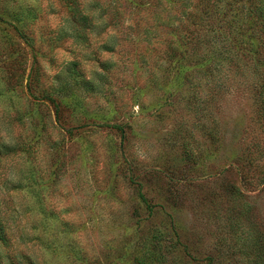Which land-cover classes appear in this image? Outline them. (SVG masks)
<instances>
[{
    "label": "rangeland",
    "instance_id": "obj_1",
    "mask_svg": "<svg viewBox=\"0 0 264 264\" xmlns=\"http://www.w3.org/2000/svg\"><path fill=\"white\" fill-rule=\"evenodd\" d=\"M181 7L179 0H0V207L10 215V243L0 251L8 257L257 259L253 223L264 230V186L253 179L264 177V125L253 112L252 77L227 82L213 139L209 80L182 59L187 41L203 32L183 20ZM229 188L241 196L226 197ZM244 207L242 226L232 229Z\"/></svg>",
    "mask_w": 264,
    "mask_h": 264
},
{
    "label": "trees",
    "instance_id": "obj_2",
    "mask_svg": "<svg viewBox=\"0 0 264 264\" xmlns=\"http://www.w3.org/2000/svg\"><path fill=\"white\" fill-rule=\"evenodd\" d=\"M179 1L183 6L181 7L183 20H194L198 27L201 26L199 30L201 29L203 32L199 35L197 33L198 38L187 41L190 44V52L185 54L182 59L188 63H194L199 77L203 74L201 78L209 80V98L211 101L209 105H212V115L214 116L213 129L210 135L213 139L217 137L216 106L220 96L225 91V87L229 86V81L233 82L243 78L249 80L250 76L252 80L247 82L253 102V112L255 119L264 125V52H262L264 51V0H247L244 3L231 0V2H235L231 5H226V0ZM119 17V13L116 12L115 18ZM160 29L158 27L157 31L159 32ZM172 44L173 42L167 46L170 49H176ZM209 48L210 50H207ZM258 48L262 51L259 52ZM244 57L249 58L250 62L246 61ZM206 65L210 67L208 72L204 70ZM245 176L241 177L243 181L248 180ZM253 180L256 185L264 186V177ZM237 195L241 196L239 189L229 188L226 197L235 199L238 197ZM247 212V209L240 210L237 220L231 221L230 227L232 229L240 228L242 226L240 222ZM9 216V212L0 207L1 248L2 246L8 247L10 243L6 238V222L10 219ZM253 225L256 226L257 233L256 238H254L257 259L248 264H264V230L255 223ZM243 239L247 243L246 236ZM5 255L4 251H0V256L6 257L10 264H22V261H17L16 256L10 258ZM21 258L30 264L27 257L22 256ZM3 263V258L0 257V264Z\"/></svg>",
    "mask_w": 264,
    "mask_h": 264
}]
</instances>
